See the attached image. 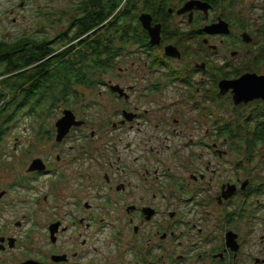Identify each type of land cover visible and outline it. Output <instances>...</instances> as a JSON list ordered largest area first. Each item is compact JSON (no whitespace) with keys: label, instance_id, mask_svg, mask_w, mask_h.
Wrapping results in <instances>:
<instances>
[{"label":"flooded vegetation","instance_id":"flooded-vegetation-1","mask_svg":"<svg viewBox=\"0 0 264 264\" xmlns=\"http://www.w3.org/2000/svg\"><path fill=\"white\" fill-rule=\"evenodd\" d=\"M170 1L139 14L146 44L133 42L117 58L136 61L65 94L75 103L62 107V118L72 110L83 124L67 135L52 125L49 161L41 158L46 170L30 171L32 163L13 164L14 158L0 165V264H264V217L255 205L264 192L257 168L264 166L251 164L262 148L245 142L264 123V100L236 104L234 91L223 94L220 88L222 81L264 73L237 67L219 82L210 64L219 50L213 40L252 44L255 38L246 30L235 34L233 22L216 19V0H200L211 5L207 13L198 7L180 13L192 0ZM143 14L152 18V32L141 22ZM220 21L229 24L230 34L205 31ZM158 28L161 41L154 44ZM187 41L205 51L183 50ZM188 54L204 61L187 66ZM240 55L233 51L231 58ZM256 58L264 60V52ZM214 90L233 109L256 105L257 112L243 122L235 119L231 129L224 122L217 129ZM88 93L108 104V123L99 130L77 108L84 101L86 113L93 111ZM254 118L250 131L245 122ZM42 178L47 194L32 204L45 209L5 211L21 204L17 188L37 190L32 186Z\"/></svg>","mask_w":264,"mask_h":264},{"label":"rangeland","instance_id":"rangeland-1","mask_svg":"<svg viewBox=\"0 0 264 264\" xmlns=\"http://www.w3.org/2000/svg\"><path fill=\"white\" fill-rule=\"evenodd\" d=\"M218 2V9L214 13L216 19H225L234 24V33L240 34L244 30L250 31L255 38V43L246 44L240 40L232 41L229 39L226 44L222 45L221 40L215 39L212 41V45L218 47V52L211 55V67L213 73L217 75L215 79L220 82L223 77L230 78V73L237 70L244 72H257L258 74L264 73V60L257 59L261 57L264 52V25L263 19L257 20L264 14V0H216ZM139 5H143L142 0H137ZM78 4V0H22L20 5L19 0H0V43L13 44L15 41L22 37H29L36 41H52L58 35L67 33L71 38L74 37L73 32H68L69 25L73 20V17L78 13L75 12V5ZM76 32L75 28L71 29ZM67 31V32H66ZM242 35V33L240 34ZM56 40V39H55ZM190 41L181 44L183 50L189 51L195 50L197 52H204L205 49L199 44L189 43ZM59 43L57 46L60 47ZM65 48V47H64ZM195 48V49H193ZM208 51V50H207ZM233 51L241 53L240 58L236 61L231 58ZM189 53V52H187ZM125 58V56L123 57ZM195 59V60H194ZM257 59V60H256ZM135 59H116L115 67L126 68L129 67ZM202 63L201 55H187L184 64L187 66L193 65L194 62ZM228 62L230 65L227 66ZM253 70V71H252ZM238 73H241L239 72ZM237 73V74H238ZM236 74V75H237ZM235 76V75H234ZM84 91H80L83 93ZM87 101L90 104L87 107L92 108L91 113H86L84 107L80 106L85 103L84 101L79 104L77 108H81L84 113L82 116L88 115L90 119L95 123V129L99 130L100 127L106 125V113L105 110L108 107L107 103L96 102L97 98L90 96L88 93ZM255 106L246 109H233V106L227 105L222 97L214 90L213 99V126L221 128L224 124H229L228 129L235 127L237 124L233 122H243L245 116L250 113H256ZM76 108V109H77ZM62 107L55 110H46L45 107L38 110L36 114H21L16 117L13 122H9L5 127L4 138L0 141V165H8L11 158L13 164H21L22 166L33 163V160L45 158L49 161V139L46 135H49V129L52 125L55 127L59 119L62 118ZM254 111V112H252ZM11 112H4L0 107V132L1 127L5 126V121ZM38 114V117L36 116ZM254 119H250L245 122V127L253 130L250 123ZM244 128V125L242 126ZM91 128H89L90 131ZM3 130V128H2ZM232 132V131H231ZM252 132L245 135V142H247V136ZM202 135V133L200 134ZM215 135V134H214ZM258 155L252 157L251 164L264 166V146ZM15 152L16 154H14ZM262 154V155H261ZM247 162V161H246ZM247 163V167L251 166ZM23 167L18 171L21 172ZM258 172L261 173V177L264 175V170L259 167ZM26 170V168L24 169ZM6 178L9 175L8 171L4 172ZM8 180V179H5ZM46 178H42L41 181L32 186L37 190L21 189L17 188L15 196L20 199L21 204H13L12 207L6 205L5 211L12 212L15 208H18L19 213L25 212L28 208H38L41 211L46 206L36 207L34 204L35 199L39 196L47 194L46 192ZM264 183V178L262 179ZM260 199L257 209L261 211L262 218L264 217V192L260 196L255 197V202ZM44 205V202H42ZM9 216L7 213L6 217Z\"/></svg>","mask_w":264,"mask_h":264},{"label":"trees","instance_id":"trees-1","mask_svg":"<svg viewBox=\"0 0 264 264\" xmlns=\"http://www.w3.org/2000/svg\"><path fill=\"white\" fill-rule=\"evenodd\" d=\"M142 1L141 8L137 0H78V13L67 30L74 37L64 32L52 41L22 37L13 44L0 43V107L12 113L0 134L25 110L36 114L44 107L51 111L72 108L73 97L65 94H77L73 86L103 81L131 43L146 44L139 14L152 11L157 3L166 6L171 1ZM262 125L247 136L248 146H264Z\"/></svg>","mask_w":264,"mask_h":264},{"label":"water","instance_id":"water-1","mask_svg":"<svg viewBox=\"0 0 264 264\" xmlns=\"http://www.w3.org/2000/svg\"><path fill=\"white\" fill-rule=\"evenodd\" d=\"M195 7H198L197 9L204 10L207 13L211 8V5L200 0H192L186 4V7L180 13L192 11ZM140 20L143 23L145 29L152 32V18L148 14H143L140 17ZM205 31L212 35L231 33L229 24L225 21H220L218 24L207 27ZM160 41L161 35L158 28L156 33L152 34V43L159 44ZM246 42H250V40L246 39ZM220 88L223 94L227 93L229 90H233L236 104L249 103L258 99L264 100V76L259 77L257 74H246L238 80L222 81L220 83ZM82 124V121H78L76 119L74 112L72 110H68L64 112V117L58 120L56 126L59 130V135H67L73 126H81ZM46 168L47 167L42 159H36L30 166L29 170L44 171Z\"/></svg>","mask_w":264,"mask_h":264}]
</instances>
